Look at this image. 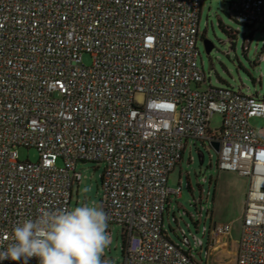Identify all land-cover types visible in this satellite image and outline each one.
<instances>
[{"label": "built area", "instance_id": "2783aa9c", "mask_svg": "<svg viewBox=\"0 0 264 264\" xmlns=\"http://www.w3.org/2000/svg\"><path fill=\"white\" fill-rule=\"evenodd\" d=\"M205 1L0 0V233L41 208L72 207L77 167L94 163L104 167L99 204L107 231L121 229L122 264H206L210 242L232 224L211 222L193 240L180 230L176 243L164 218L182 196L168 182L189 143L218 141V169L247 179L236 264H264V128L251 124L264 118V97L207 78L198 47ZM230 18L255 34L264 0L232 1ZM216 114L223 124L212 132ZM21 148L39 160L22 161Z\"/></svg>", "mask_w": 264, "mask_h": 264}, {"label": "rangeland", "instance_id": "374dc122", "mask_svg": "<svg viewBox=\"0 0 264 264\" xmlns=\"http://www.w3.org/2000/svg\"><path fill=\"white\" fill-rule=\"evenodd\" d=\"M235 0H206L203 6V13L200 23V32L204 35L198 43L201 52L200 61L203 63L207 78L211 80V84L215 87L231 86L238 90L240 87L246 93L248 88L253 94L258 93L264 97V63L260 60L264 56V26L257 29L253 34L247 27L238 24L230 18V3ZM220 24L226 29L234 31L235 35L234 46L228 41V35L220 27ZM236 33V34H235ZM244 35L252 36L250 39V48L245 54L243 52ZM210 41L214 48L210 54H207L204 41ZM222 42H226L222 44ZM84 63L91 65L92 58L90 55H84ZM254 62L261 63L254 66ZM222 116L216 114L213 116L209 129L212 132L222 128ZM251 124L256 129L264 128V118L255 117L251 119ZM20 158L22 161H31L36 163L39 160V153L35 149H19ZM203 156V158H201ZM193 157V161L190 160ZM219 155L206 144L201 141H191L185 152L182 163L171 173L169 177L168 187L173 190L182 188V196H172V203L169 214H165V228L168 230L170 238L174 242H179L176 232L184 230L186 234L193 240L192 235L199 238L202 236V228L211 224L206 215L199 220V211H197L194 202L202 200L201 206L208 207L210 211L214 209V198L219 193V189L223 188L228 202H242L246 196L247 179L242 177L238 172H222L217 167ZM63 163L60 160L58 166L62 167ZM77 171L83 176V180L76 187L72 206L76 205L79 199L80 203L85 199L99 203L102 198V174L104 167L94 163L80 164ZM206 179V183L204 182ZM84 187H90L91 191L85 194L82 192ZM210 192V196L208 193ZM219 201L216 210L219 213L231 215L232 208L226 209L225 199ZM217 199V198H216ZM220 199V198H219ZM245 200V199H244ZM229 206V204H228ZM188 213L189 215L185 214ZM182 214V215H181ZM194 215V219L190 216ZM224 215V214H223ZM222 216H220V219ZM177 219L176 222L174 219ZM219 219V217H218ZM224 221V220H223ZM228 221V220H225ZM198 223V226H197ZM188 225L190 228L188 229ZM241 222L237 221L234 227L236 237L239 238L241 232ZM112 243L105 252L106 260L109 264H122L124 261L123 241L120 235L119 227H111ZM109 232V231H108ZM110 233V232H109ZM192 233V235H191ZM204 248L201 256L205 262L204 252L206 251L209 240L203 239Z\"/></svg>", "mask_w": 264, "mask_h": 264}, {"label": "clouds", "instance_id": "9594fccd", "mask_svg": "<svg viewBox=\"0 0 264 264\" xmlns=\"http://www.w3.org/2000/svg\"><path fill=\"white\" fill-rule=\"evenodd\" d=\"M90 191L82 189L85 196ZM109 219L89 198L70 208H41L0 233V261L28 264L35 257L38 264H109L102 259L112 243Z\"/></svg>", "mask_w": 264, "mask_h": 264}, {"label": "crops", "instance_id": "0c3cea01", "mask_svg": "<svg viewBox=\"0 0 264 264\" xmlns=\"http://www.w3.org/2000/svg\"><path fill=\"white\" fill-rule=\"evenodd\" d=\"M223 188H220L219 193L215 195L214 209L213 211H211V214L208 219L213 223L217 222V223H222V224H232L233 228H232L231 234L227 238H223L222 240L216 241L215 243H213L212 241L210 242L209 245L210 246L213 245V247L209 249V255L206 260V264H236L237 247H238V241L240 239V236L239 238L236 237V234L234 232V227H235L236 222L241 220L245 198L243 199L242 202H239V201L228 202L230 200H228L227 198H224L226 197V194L223 191ZM221 197H223L225 199L224 201H226L225 202L226 209H228L229 207L232 208V213L228 217H227V214L219 213L216 210V207L219 201H223ZM220 216H222L221 218L223 219H220ZM225 220H228V221H225Z\"/></svg>", "mask_w": 264, "mask_h": 264}, {"label": "trees", "instance_id": "16d2710c", "mask_svg": "<svg viewBox=\"0 0 264 264\" xmlns=\"http://www.w3.org/2000/svg\"><path fill=\"white\" fill-rule=\"evenodd\" d=\"M220 27L223 29V31L228 35V41H230V43L232 44V46H234V39H235V35H232V33L234 32V31H232V30H229V29H226L225 27H223L221 24H220ZM249 29V28H248ZM250 30V29H249ZM236 34V33H235ZM252 36H247V35H244V43H245V41L247 40V39H250ZM202 38H204V35L202 36ZM244 46V45H243ZM243 52L245 53V54H247V52L248 51H246L245 49H244V47H243ZM253 65L254 66H256L257 65V62H254L253 63Z\"/></svg>", "mask_w": 264, "mask_h": 264}, {"label": "water", "instance_id": "95a60500", "mask_svg": "<svg viewBox=\"0 0 264 264\" xmlns=\"http://www.w3.org/2000/svg\"><path fill=\"white\" fill-rule=\"evenodd\" d=\"M204 45H205V49H206L207 54H210L211 51L214 48V45L210 41H208V40L204 41ZM211 146H212V148H214V150L217 153L220 152V143L218 141L211 142ZM201 158H203V156H201Z\"/></svg>", "mask_w": 264, "mask_h": 264}]
</instances>
